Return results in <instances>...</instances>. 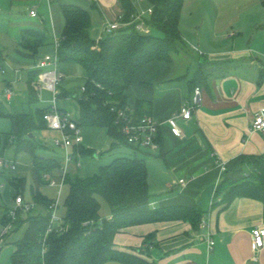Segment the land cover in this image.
I'll return each instance as SVG.
<instances>
[{
  "label": "crops",
  "instance_id": "crops-1",
  "mask_svg": "<svg viewBox=\"0 0 264 264\" xmlns=\"http://www.w3.org/2000/svg\"><path fill=\"white\" fill-rule=\"evenodd\" d=\"M0 1V110L4 113L0 116V156L13 159L16 165L15 168L0 166V170L19 168L23 171L29 166L32 174L33 157L30 152L16 153L12 145V153H5L9 144H14L8 115L47 108L52 103L51 84L39 81L38 76L33 78L32 75L38 69L39 60L47 53H54L55 39L61 38L66 21L61 5L77 4L88 9L93 19L91 35L99 31V36H93L96 40L105 37L108 24L123 11L119 0ZM247 1L228 0L232 3V9H238ZM135 5L143 7L148 4L145 1ZM251 8V15L257 19L259 14L264 17L263 0H254ZM32 9L36 10V15L31 14ZM246 12L249 14V9ZM253 19L249 30L242 20H232L224 35L231 41L230 47L219 53L201 51L182 33L192 49L212 60L218 54L221 60L238 61L226 74L213 75L200 86L201 99L193 117L177 120L184 133L182 137L175 133L168 118L178 112L187 99L192 98L189 79L194 76L198 60L187 69L180 56L174 62L151 61L145 65L146 68L143 67L139 81L134 78L128 91L130 107L134 108L138 99L150 102L148 112L160 124L158 136L161 141H158L160 149L156 151L131 147L132 151L139 156V151L144 152L143 157L149 154L161 158L171 178L157 187V193L152 192L149 172L150 205L194 206L201 213V220L197 224L191 219H175L128 226L115 236V243L120 248L137 252L153 264H264V247L254 251L251 242L252 228L264 222V203L249 196H238L228 206L214 201L215 190L223 173L222 161L229 162L241 155L264 154V132L249 129L254 113L264 109V20ZM25 30H47L52 42L34 52L23 43ZM64 68H67L68 74ZM59 70L67 80L59 85L57 104L79 119L80 107L76 95L81 93L85 83L84 68L79 63H59ZM142 82L151 83L152 86L143 87ZM31 86L38 96L35 103L29 102ZM34 133L47 148L60 150L59 155H43L55 157L61 162L64 150L53 142L58 132L46 127ZM69 169V174L79 175L73 163H70ZM245 169L253 170L250 165ZM51 175L53 177L54 173ZM13 177H9V180ZM180 179H184L185 185ZM8 192L14 196L15 188L11 183ZM3 197L1 192L0 201ZM0 207L9 209L11 206ZM3 212L0 214V225ZM203 216L208 219L207 225L202 224ZM25 229L26 224L13 230L7 241L21 239ZM210 237L215 241L211 250L208 249ZM104 264L125 263L112 260Z\"/></svg>",
  "mask_w": 264,
  "mask_h": 264
},
{
  "label": "trees",
  "instance_id": "trees-1",
  "mask_svg": "<svg viewBox=\"0 0 264 264\" xmlns=\"http://www.w3.org/2000/svg\"><path fill=\"white\" fill-rule=\"evenodd\" d=\"M119 2L124 25L99 40L91 35L93 19L88 9L77 4H62L66 21L59 40L58 58L60 63H79L84 68L85 83L81 93L76 95L80 107L79 125L105 127L112 139L110 150L120 145L141 149L128 142L122 126L116 122L117 110L130 106L128 91L143 66L156 60L174 62L183 49L190 47L179 26L184 0H146L153 6V13L146 18L151 28L149 33L135 28L133 16L137 6L134 1ZM51 42L52 36L47 30L23 32L24 45L34 52ZM237 63L232 59L212 60L200 53L197 69L189 79L191 91L206 84L213 75L226 74ZM39 73L38 68L32 77ZM142 86L150 88L152 84L142 82ZM37 101L38 96L31 86L29 102ZM149 107V101L138 99L133 108L134 117L150 115ZM49 109L50 106L8 115L15 152L28 151L33 157L31 194L35 203L29 210L18 208L16 211L13 230L24 224L26 229L23 237L14 242L12 264H104L112 260L153 264L141 254L117 246L116 234L128 226L146 222L191 219L197 224L201 220V213L194 206L152 207L148 164L145 157L133 154L115 157L92 176L68 173L65 182L70 189L65 200V227L61 230L57 225L49 230L53 198L44 195L40 185L46 183V173L61 168V162L38 152L39 147L47 146L34 133L47 127L44 114ZM1 115L4 113L0 110ZM157 140L161 141L160 136ZM95 152L80 147L82 155ZM247 165L253 170L247 171ZM10 183L15 194H23L27 180L13 177ZM238 196L257 198L264 203V154L241 155L227 162L214 201L228 206ZM100 197L110 205L109 217L100 215ZM3 211L1 223L7 224L12 218L7 207Z\"/></svg>",
  "mask_w": 264,
  "mask_h": 264
},
{
  "label": "rangeland",
  "instance_id": "rangeland-1",
  "mask_svg": "<svg viewBox=\"0 0 264 264\" xmlns=\"http://www.w3.org/2000/svg\"><path fill=\"white\" fill-rule=\"evenodd\" d=\"M254 0H248L247 3H242L238 9H234L232 11V3L228 2V0H184L183 9H182V19H181V31L186 35L190 43L195 44L198 49L201 51L209 52H220L226 48L230 47L231 41L224 38L226 31H228L229 26L232 24V20H242L243 25L247 26V29L250 28L251 19L260 21L264 20L263 15L259 14L258 19L251 15ZM145 5V4H144ZM249 5V6H246ZM246 6V7H244ZM146 7V6H143ZM249 9V14H247L246 10ZM239 13V14H237ZM237 14V15H236ZM219 17H218V16ZM257 15V14H256ZM117 17L114 18L116 20ZM105 36L109 32L105 30ZM93 35L99 36V31L95 32ZM98 34V35H97ZM103 38V37H102ZM224 40V41H223ZM183 58L184 67L187 69L193 64V62L197 61L200 57V53L198 50L192 49V47H186L182 50L179 55ZM178 56V57H179ZM213 58L214 60H221L218 58V54ZM146 68L145 66H143ZM141 68L136 76V81H139L141 77L142 70ZM185 69V71H186ZM64 72L68 74L67 68H64ZM134 79V80H135ZM67 80V78L65 79ZM64 80V81H65ZM64 81H62L59 85H63ZM80 119V118H79ZM77 119V120H79ZM81 134L84 138L83 143L80 145L85 148L94 149L96 152L94 154H86L80 156L74 155L73 163L76 166V169L80 176H92L100 171V167L110 163L115 157L120 155H133L134 152L132 148L125 145H120L118 148L110 150L112 146V139L107 133V129L102 126H82ZM41 142H43L41 140ZM14 144H9V148L5 149V153L11 154L13 148H10ZM15 147V145H14ZM79 147V151H80ZM109 150V151H108ZM142 150H144L142 148ZM39 153L46 155H59L60 150L52 149L50 147H39ZM140 156L144 155V152L139 151ZM145 159L147 164L149 165L148 170L151 174V189L152 192H156L157 187L162 185L167 180H171L170 172L168 168L165 166L163 160L161 158H157L154 155H145ZM62 167V165H61ZM1 169L0 170V183L4 184L2 188H0V193L3 192V199L0 201L1 206H14V197L18 194L14 193L9 194L8 190L10 189V180L9 177L19 176L24 174L27 177V184L24 191V196L30 200H32L31 194V184H32V174L31 168L28 166L20 171L19 168L8 170ZM70 170V169H69ZM22 172V173H21ZM3 173V174H2ZM173 177V176H172ZM54 179L57 180L59 184L61 182V176L58 174V171L54 172ZM69 185L65 183L62 194L60 196V208L58 209V215L60 217H64L65 215V200L69 193ZM58 186H51L49 181L40 185V191L47 195L49 198H56L58 195ZM8 192V193H7ZM6 193V194H5ZM157 193V192H156ZM22 194V193H20ZM160 195V194H159ZM101 207H100V215L102 218H106L110 216L111 208L108 202L100 197ZM3 207H0V214L3 212ZM9 241V239H8ZM7 241V242H8ZM2 245L0 250V264H12L11 263V254L14 250V242H8Z\"/></svg>",
  "mask_w": 264,
  "mask_h": 264
},
{
  "label": "built area",
  "instance_id": "built-area-1",
  "mask_svg": "<svg viewBox=\"0 0 264 264\" xmlns=\"http://www.w3.org/2000/svg\"><path fill=\"white\" fill-rule=\"evenodd\" d=\"M134 3L145 2L146 0H133ZM1 7V1H0ZM153 13V6L147 5L146 7H137L135 15L133 16V22H135V28L139 32L149 33L151 31L150 26L146 22V18ZM32 15H36L35 9L31 10ZM122 15L116 20L110 22L106 28L109 33L116 31L123 24ZM232 33L229 35L231 36ZM58 46L59 40L55 39V51L53 54H45L42 59L37 63V68L40 69L38 75L39 81L51 84L53 88V98L50 105V109L44 114V118L47 122V128L57 131L58 135L53 137L54 145L64 150V156L61 161L62 167L59 168L58 174L61 176V182L58 184L57 180L51 177L53 173H46L44 176L52 186H58V195L53 199L50 204L51 220L49 230H52L55 226H60L62 230L65 226L64 220L58 215V209L60 207V196L62 194L63 187L65 185V179L69 173V165L74 158V155L80 156L79 147L83 143V136L81 134V126L79 120L75 119L72 114L64 109H61L58 104V95L60 93L59 84L64 80L65 75L59 70V58H58ZM11 92L10 89L7 91ZM201 99V87L197 86L193 90V96L191 99H187L180 110L168 118V123L173 127L175 133L182 137L184 135L182 128L178 124V118L189 120L193 117ZM117 123L122 126V131L126 135V138L130 144L134 146L149 150L156 151L160 149V143L157 138L159 135V122L151 115H144L141 118H135L133 115V108H121L117 110ZM250 131L264 132V109L256 111L253 115L252 121L249 126ZM226 161L221 162V169H226ZM0 166L15 168V161L3 156H0ZM180 182L185 185L184 179H180ZM3 185L0 183V188ZM15 205L8 209V213L12 218L7 224L0 225V250L2 245L7 241L8 236L13 230V219L16 217V211L18 208H24L29 210L35 207L33 201H27L23 194H18L14 197ZM208 219L203 216L202 224L207 225ZM251 242L254 251H259L264 247V222L254 226L251 230ZM208 249L211 250L215 241L212 237L208 241Z\"/></svg>",
  "mask_w": 264,
  "mask_h": 264
}]
</instances>
